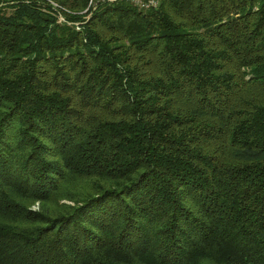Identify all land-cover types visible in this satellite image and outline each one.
<instances>
[{
  "label": "trees",
  "instance_id": "trees-1",
  "mask_svg": "<svg viewBox=\"0 0 264 264\" xmlns=\"http://www.w3.org/2000/svg\"><path fill=\"white\" fill-rule=\"evenodd\" d=\"M88 2L0 0V264H264V0Z\"/></svg>",
  "mask_w": 264,
  "mask_h": 264
},
{
  "label": "built area",
  "instance_id": "built-area-1",
  "mask_svg": "<svg viewBox=\"0 0 264 264\" xmlns=\"http://www.w3.org/2000/svg\"><path fill=\"white\" fill-rule=\"evenodd\" d=\"M121 2L127 3L142 12L156 10L159 7V0H89L87 10L95 9L100 4H115ZM62 21L63 19L59 17V22Z\"/></svg>",
  "mask_w": 264,
  "mask_h": 264
},
{
  "label": "rangeland",
  "instance_id": "rangeland-1",
  "mask_svg": "<svg viewBox=\"0 0 264 264\" xmlns=\"http://www.w3.org/2000/svg\"><path fill=\"white\" fill-rule=\"evenodd\" d=\"M86 182L84 181H79V182H75L73 183V192H78L81 193L83 191V185H85ZM68 188V187H67ZM87 189V187L84 189V191ZM83 191V192H84Z\"/></svg>",
  "mask_w": 264,
  "mask_h": 264
}]
</instances>
